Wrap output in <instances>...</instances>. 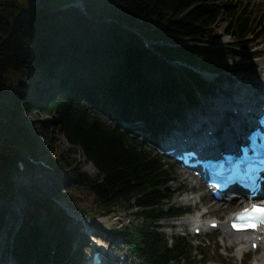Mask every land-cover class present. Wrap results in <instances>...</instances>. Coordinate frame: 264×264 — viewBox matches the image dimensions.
<instances>
[{"label": "trees", "instance_id": "trees-1", "mask_svg": "<svg viewBox=\"0 0 264 264\" xmlns=\"http://www.w3.org/2000/svg\"><path fill=\"white\" fill-rule=\"evenodd\" d=\"M263 20L227 0H0V142L12 136L34 153L24 113L54 116L40 126L93 165L90 175L63 155L102 213L123 207L140 220L114 229L127 249L143 264H201L189 239L168 236L161 223L191 211L172 203L174 165L99 110L153 130L207 96L213 84L198 70L219 74L225 58L242 57L245 37L264 34ZM223 33L235 40L217 42ZM18 154L0 148V224L14 215L16 193L27 203L7 249L25 264H82L69 213L12 178L22 159V175L36 163Z\"/></svg>", "mask_w": 264, "mask_h": 264}, {"label": "rangeland", "instance_id": "rangeland-1", "mask_svg": "<svg viewBox=\"0 0 264 264\" xmlns=\"http://www.w3.org/2000/svg\"><path fill=\"white\" fill-rule=\"evenodd\" d=\"M227 3H238L240 6L246 5L249 10L255 12L256 18L264 17V0H227ZM225 25L226 22L221 21L218 31L221 32ZM253 36L249 35L245 37V39L248 40L249 48L243 50L242 57L225 58L221 62L224 66L222 71L217 75H208V78H212L215 86L213 85V88L209 91L207 96L203 97L198 95L197 102L194 105L179 106V112L173 118L160 120L158 125L150 131L157 135L160 133V135H162L179 125H187V122L189 123L187 119L191 116V113H189L190 110H193L195 117H198V114H200V116H205L203 112H207L214 108L215 98L212 96L215 93L225 95L220 99L229 101L230 97H233L234 91L244 93L247 90H258V85L254 86L253 81L264 76V34L260 37L257 35ZM233 39L235 40L234 37L223 33L217 42L222 44L231 42ZM224 90H226V93ZM262 91L263 89H260V91L257 92L262 93ZM210 96L211 98H209ZM115 110L114 108L99 110L101 111L102 120L109 124L121 126V128L127 132H131V134L143 141L146 134H148L146 131H149L144 128H148V125L143 121L137 124L121 121L119 117H117ZM24 118L29 126L28 134L34 137L36 146L35 152H29L19 144L17 138L12 136L4 137V140L0 142V148H15L19 152L16 159L22 156L21 154H23V156H30L27 155L28 153H31L33 157L36 158L33 160V162H36L34 164L35 166H32L26 175H22V173L19 175L16 173L17 171L15 169L12 171V178L14 181L18 185L23 184L28 186L27 188L30 189L33 194L38 196H50L56 200L57 203L60 204V202H64L69 206L67 212L73 218V221L68 225V228L77 230L76 241L81 249L82 264H85L91 257L92 240H96L101 246H104L109 252L111 259H114L115 256L118 255L122 260L126 258L129 264H143L127 249L124 238H122L120 234L114 232V229L120 228L122 225L137 223L140 220L134 216L133 212L123 207H118L106 215L102 213V209L95 203L94 195L86 184L76 177L74 166L70 164L75 163L80 165L82 169L90 175L96 173L93 165L85 160L82 152L78 148L67 143L61 135H58L55 131L50 129L47 131L40 126V122H47V127H50L51 120H53L54 116H49L42 111L30 110L24 113ZM129 126H131V128ZM142 126L144 128H142ZM159 142L163 144L164 141L160 139ZM63 155L69 157L70 164H67ZM164 159L170 161L167 157H164ZM173 170L174 181L171 182L170 185L175 193L172 203L174 205L188 207L191 211L180 217L162 220L161 223L167 235H179L189 239L195 249L196 260L205 259L201 264H252L254 260L263 264V243H260L259 247L255 250L248 249L242 260H240L235 254L236 244L227 241L222 235L220 227L209 232H202L198 236L193 234L192 227L194 225V220L192 219L194 217L202 214L204 221L205 219L213 217L223 221L226 210L215 209L217 207L216 201L211 199L209 192L205 190L194 176L183 172L175 165L173 166ZM43 172H47L49 177H47L46 180H36L37 186H31L33 176ZM54 177H58L61 181V185L64 186L58 187L57 190H52L50 184L53 183ZM46 184L49 185V188L42 190L41 187ZM187 197H189V199H186ZM245 203L246 202L238 203L231 207L228 212ZM8 205L11 206L14 215L5 217L0 224V262L3 264H25L23 262H18L15 257L11 255L6 245L7 241H9L8 232H14L23 223L24 210L27 207L26 199L23 195L16 193L12 199H10ZM85 223L97 224L99 233H96L95 229H88ZM111 242L113 243L112 246H110ZM35 264L48 263L39 262Z\"/></svg>", "mask_w": 264, "mask_h": 264}, {"label": "bare ground", "instance_id": "bare-ground-1", "mask_svg": "<svg viewBox=\"0 0 264 264\" xmlns=\"http://www.w3.org/2000/svg\"><path fill=\"white\" fill-rule=\"evenodd\" d=\"M254 86L258 85V90H247L244 92V94L246 96H244V98L246 97H252L253 99H257L259 96V100L261 98H263V94H264V76L260 77L258 80L253 81ZM260 89H263L262 93L258 92L260 91ZM258 91V92H257ZM240 92L234 91L233 93V97L238 98V96L240 95ZM225 95L223 94H218L215 97V103H214V108H212L210 110V115H208V119H209V125H207L206 127L209 128V126L211 125L213 128V135L216 139H219L223 134L226 133H232L234 128L239 127L240 126V119L242 118V111H246L247 109H251L248 107V103L249 100H244L243 98H239L238 101L236 99H233V97H230V100H222L220 99L221 97H224ZM218 99V100H217ZM217 100V102H216ZM251 100V101H252ZM264 104V103H260ZM252 106V104H251ZM233 109L236 110V112L233 111ZM189 113H191V116L189 118H191L192 120L195 118L193 110H190ZM208 114V113H207ZM205 118H201V119H197L193 120L195 123H197V121H201L204 120ZM47 177H49V174L47 172H43V173H38L35 176H33V181H32V185L31 186H37V183L35 182L36 180H46ZM52 186V190H57L58 187L60 186H64L61 185V181L58 177H54L53 179V183L50 184ZM42 186V185H41ZM39 186V187H41ZM42 190L45 188H49V185H43V187H41ZM40 188V190H41ZM51 188V187H50ZM37 189V188H36ZM238 199L235 198H226V200L224 201H217L215 202L217 204V207L215 209H224L225 211V217L229 218L236 209H238L239 207H241L242 205H240L239 207H237L236 209H233L232 211L228 210L237 205L238 203H243L246 202L247 203V199L245 198L244 194L239 195V197H237ZM186 199H189V197H187ZM116 209V208H115ZM114 209V210H115ZM113 210V211H114ZM212 219H218L216 217L211 218ZM192 220H194L195 223V227H197L198 225L202 226V220H203V215L201 214L200 216H196L194 217ZM85 226H87L88 229H95L96 233H99V228L97 224H91L85 223ZM220 228L222 230V235L227 239V241H229L230 243H235L236 244V248H235V254L236 255H245V252L248 250V247L250 248V243H246L244 237H247L246 235H243L244 233H237V232H232L228 229V224L226 221H221L220 222ZM98 242V241H97ZM113 243H110V246H112ZM106 250L105 256L107 259V262L109 264H129L126 260V258L124 260H122L120 257H118V255L115 256L114 259H111V256H109V252L107 251L106 248H104ZM251 249V248H250ZM109 250V248H108ZM92 257V254H91ZM90 257V259H91ZM89 259V260H90ZM0 264H3L0 262ZM6 264H10V263H6ZM252 264H259L257 260H254ZM264 264V263H263Z\"/></svg>", "mask_w": 264, "mask_h": 264}, {"label": "snow or ice", "instance_id": "snow-or-ice-1", "mask_svg": "<svg viewBox=\"0 0 264 264\" xmlns=\"http://www.w3.org/2000/svg\"><path fill=\"white\" fill-rule=\"evenodd\" d=\"M255 211L259 212L261 215H264V209H256ZM235 227L239 228L240 226L237 225ZM247 227L254 228V227H256V225L255 224H249V225H247Z\"/></svg>", "mask_w": 264, "mask_h": 264}, {"label": "water", "instance_id": "water-1", "mask_svg": "<svg viewBox=\"0 0 264 264\" xmlns=\"http://www.w3.org/2000/svg\"><path fill=\"white\" fill-rule=\"evenodd\" d=\"M60 205H61L66 211H68L69 206H68L66 203H64V202H60Z\"/></svg>", "mask_w": 264, "mask_h": 264}]
</instances>
